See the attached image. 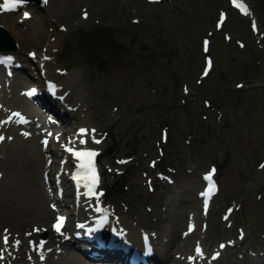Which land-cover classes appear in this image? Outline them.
I'll return each instance as SVG.
<instances>
[{"label": "rangeland", "instance_id": "obj_1", "mask_svg": "<svg viewBox=\"0 0 264 264\" xmlns=\"http://www.w3.org/2000/svg\"><path fill=\"white\" fill-rule=\"evenodd\" d=\"M250 1L260 18L259 32L250 35L247 22L231 14L225 25L232 30L231 47L223 36L214 34L213 72L201 85L195 83L202 66L200 40L213 29L217 9L226 7V0H163L159 4L51 0L44 8L35 5L33 18L25 23L17 22L19 12L13 15V37L19 44L15 53L20 60L28 49L39 54L49 43L57 45L55 67L69 70L63 84L70 87L67 101L79 105L72 114L74 125L94 127L105 136L102 150L112 148L110 155L101 157L103 182L111 188L109 204L118 208L128 226L138 222L140 227H157L170 234L174 231L167 224L171 216L178 218L179 232L186 213L199 207L195 193L201 186L200 174L216 164L221 189L208 218V243L228 233L218 216L231 200L238 199L243 204L238 220L250 237L245 246L264 250V167L259 166L264 157V8H259L264 0ZM81 7L90 14L87 21L81 18ZM230 20L246 34L235 32L227 25ZM133 21L140 23L134 26ZM58 24L69 31H60ZM237 38L245 42V51H236ZM51 71L55 77V69ZM182 81L191 93H183ZM236 82L243 87L236 89ZM204 98L210 107L203 105ZM9 105L17 103L11 100ZM203 115L208 118L203 120ZM161 130L168 133L163 148L158 143ZM128 157V164H116V159ZM150 160L156 161L155 169L148 166ZM160 167L167 168L173 184L156 179L162 173ZM10 174L18 182L1 180L0 229L19 233L32 225L47 226L52 216L43 222L31 211L24 216L27 221H16L21 208H27L18 199L28 194V177L20 164ZM146 178L153 179V184L148 185ZM257 193L263 195L261 200L255 199ZM10 199L16 201L9 204ZM44 202L47 208V199ZM177 243L171 253L179 248ZM226 255L219 264H252L241 251Z\"/></svg>", "mask_w": 264, "mask_h": 264}, {"label": "bare ground", "instance_id": "obj_2", "mask_svg": "<svg viewBox=\"0 0 264 264\" xmlns=\"http://www.w3.org/2000/svg\"><path fill=\"white\" fill-rule=\"evenodd\" d=\"M13 15V14H12ZM3 18H0V22L2 24H4L6 26L7 30H12L15 29V25L11 22V14L8 15H3ZM91 17L89 16V19ZM69 31V30H67ZM52 47H54L53 45L48 46V49L46 50V52H44L42 55H44V57L46 56H53L54 54L51 52ZM4 54H7L4 53ZM46 69H50V66L45 64ZM18 99V98H16ZM5 153H7V157L9 158L8 161L6 163H4V166L6 169L5 170L6 173L3 176L4 178H8L10 179L11 183H17L18 180L16 179V175L11 177V171H13L15 169V166L19 163L22 167H24V164L22 162H24L26 164V168L25 170L27 171V173L29 174L28 177V194L25 197H21L20 199V203H26L27 208H21V213L20 218H15L16 221H27V219L24 217L25 214H27L29 211L33 212L34 214H36L37 220L40 221H47L50 216L53 215V212H51L48 208H46L44 206V201L46 200V197L41 189L40 186V182L38 180H34L32 176L36 175L35 172L41 170V166L42 163L40 161V153L41 150L36 149V146L34 144V142L32 140H28V141H14V143L12 144V146H10L9 144H6ZM22 161V162H21ZM44 169V167H43ZM42 169V170H43ZM34 171V172H33ZM40 175H36V177H39ZM16 198V197H15ZM2 201V200H1ZM12 201H16V199H10L9 200V204ZM12 216H19V215H15L13 213H11ZM178 218L177 217H169V219L167 220V224L172 225V228L176 229V227L179 226V224L177 223ZM164 231V230H163ZM162 231V232H163ZM161 232V233H162ZM161 235V234H160ZM176 241V232L174 230V232H171L170 234V242H169V246L167 248V256H169L170 254V250H171V246H174V243ZM65 256L67 257V259L70 261V264H83L82 261L80 260L81 258H83V256H78L75 252L72 251H68L65 253ZM63 264H69V263H63ZM257 264H263V262H259Z\"/></svg>", "mask_w": 264, "mask_h": 264}, {"label": "snow or ice", "instance_id": "obj_3", "mask_svg": "<svg viewBox=\"0 0 264 264\" xmlns=\"http://www.w3.org/2000/svg\"><path fill=\"white\" fill-rule=\"evenodd\" d=\"M24 0H4V4L3 5H0V8H4L5 10H8V6H11V7H15L17 4H20V3H23ZM233 2L235 3V0H233ZM87 16V13H85V17ZM11 57H7V58H0V63H9L11 62ZM207 74V70L205 71V75ZM29 95H31L32 93H28ZM13 116L15 117H18V122H23V118L20 117V114L19 113H13L12 114ZM11 119V117L9 118ZM95 131V130H93ZM80 134L83 136V135H86L87 134V130L86 129H81L80 130ZM27 135V134H25ZM5 139V137H3L2 135H0V142H2L3 140ZM81 143H86L85 140H81L80 141ZM95 143H99L100 141L96 140L94 141ZM45 145H47V140H45L43 142ZM66 151H69L71 153H73V155L77 158V159H81V163L79 165L80 168H86V171L90 174L89 175V183L86 184V187L88 189L87 191V195H90V196H93V195H96V193L94 192V187L96 185V183L98 182V177L96 176V173H95V167H94V163H93V158L97 155L96 152L94 151H90V150H84V151H77V152H73V150L71 148H68L66 149ZM84 158H86V163L84 162ZM264 167V166H262ZM213 172L215 171V169L212 170ZM205 179L208 180V181H211L212 180V173H209L208 175L205 176ZM213 191V185L210 183L209 184V189L203 193L202 195L204 196H208L210 192ZM205 204L207 205V200H205ZM231 211V210H229ZM63 217H58V220H57V224L54 225L55 227V230L57 232L60 231V226L62 224V221H63ZM7 232V230H5ZM3 240H4V243L7 245L8 244V236L5 235L3 237ZM16 244H19V241H16ZM41 247L43 246V242H41ZM221 247H224V245H221ZM199 251V249L197 250ZM2 258V257H0Z\"/></svg>", "mask_w": 264, "mask_h": 264}]
</instances>
